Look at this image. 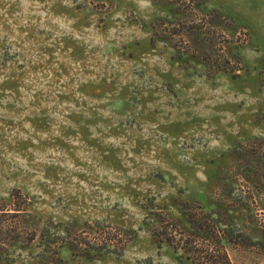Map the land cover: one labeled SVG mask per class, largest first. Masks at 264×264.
Instances as JSON below:
<instances>
[{
    "label": "rangeland",
    "instance_id": "374dc122",
    "mask_svg": "<svg viewBox=\"0 0 264 264\" xmlns=\"http://www.w3.org/2000/svg\"><path fill=\"white\" fill-rule=\"evenodd\" d=\"M263 76L264 0H0V224L38 229L8 264H264Z\"/></svg>",
    "mask_w": 264,
    "mask_h": 264
},
{
    "label": "trees",
    "instance_id": "16d2710c",
    "mask_svg": "<svg viewBox=\"0 0 264 264\" xmlns=\"http://www.w3.org/2000/svg\"><path fill=\"white\" fill-rule=\"evenodd\" d=\"M220 69L219 67H217ZM260 91L264 94V76L261 79L260 83ZM262 122L264 124V114L262 116ZM16 208H13L15 211H17L18 214H24V211H26V208H19L17 205H15ZM6 206L3 204H0V211H3L2 213H5ZM161 210V207H156L154 211H152V220L154 221V224L151 225V231L152 236L155 239V242L157 245L161 246L164 244V242H167L168 244H172L174 248H181L184 251H193L200 252L199 246L203 248L208 244H206L205 240L209 239V233L205 230V224L204 220L200 218L193 217V220H190V225L180 224L177 221H175L174 218H171L170 216L166 217L162 213H159ZM214 222V221H213ZM55 228H57V231L61 228V224H50ZM148 225V224H147ZM212 227V225H211ZM216 227V225H215ZM0 232L2 234H5L4 237L0 238V264H8V260L10 259V247H12L14 240L18 237V235L23 232V240L24 243H31L37 233L38 229L35 228V224H0ZM51 235L49 234V229L44 227V230L42 229L41 236L42 239L40 241V246L42 249L39 251L36 256H40L43 259H48L50 257L49 253L51 251V246L53 243H56L55 239H51ZM13 240V241H12ZM175 240V241H174ZM16 241V240H15ZM62 241V238H61ZM77 242L81 243L82 240L77 239ZM177 242L178 245H175L174 243ZM85 244V243H83ZM206 244V245H205ZM80 245V244H78ZM61 246V245H60ZM87 247H93L88 243L86 245ZM69 247L73 251H78L79 256L87 257L86 255H90L86 248H75L77 247V244H74L73 242H69ZM103 246H100L98 249H102ZM203 250V249H202ZM76 255V254H75ZM89 258V257H88ZM203 259H206L205 261L202 260L200 264H217L214 260H212V256L209 255H203ZM224 258L227 262V256L224 255ZM209 261V262H208ZM41 263V262H40ZM230 264L229 262H227ZM39 264V263H37ZM66 264H69V262H66ZM78 264V263H76Z\"/></svg>",
    "mask_w": 264,
    "mask_h": 264
}]
</instances>
